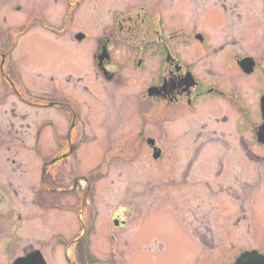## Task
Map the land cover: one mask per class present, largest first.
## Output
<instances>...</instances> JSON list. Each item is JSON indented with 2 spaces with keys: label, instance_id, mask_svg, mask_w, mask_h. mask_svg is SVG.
Returning <instances> with one entry per match:
<instances>
[{
  "label": "rangeland",
  "instance_id": "374dc122",
  "mask_svg": "<svg viewBox=\"0 0 264 264\" xmlns=\"http://www.w3.org/2000/svg\"><path fill=\"white\" fill-rule=\"evenodd\" d=\"M77 2L78 0H25V24L29 23L28 19L31 15L43 16L46 20L57 19L55 24L58 29L73 32L82 30L89 34L88 45L84 46L87 50L93 48L97 35L108 36L111 45L113 42L117 44L116 49H113L114 65L110 67L116 71V78L109 81L102 80L101 76L97 77L96 65L92 62L91 52H89L86 67L81 65L84 69L79 71L87 79L88 90L74 83L67 86L62 81L60 83L59 79L64 75V72H59L60 70L64 71L72 66L74 68V65L80 66L75 64L79 62L76 53L64 49V46L68 45L65 37L59 40L51 39V42L45 45L37 42L36 39L43 35V30L39 23L34 21L30 23L26 31L38 30L39 33L33 35L29 33L27 38L34 37L32 38L33 46L43 51L51 49L53 56L52 59L48 57L46 60L43 76L29 78L28 71L24 69L26 76L24 87L25 91L29 90L31 94H34L33 100L49 99L46 96L49 95L50 88L54 86L56 89L68 87L73 94L80 97L76 96L78 101L82 102L81 108L83 118L87 122L86 128L96 133L86 141L87 157L84 156L81 160V169L86 172H89L97 163V157L93 151L98 148L96 137L101 130L106 131L107 127L113 126L120 143L127 141L126 139L131 136L129 127L143 125L144 112L149 113L153 107L152 97L147 95L146 88L159 79L162 62L158 52L152 54L148 51L144 55L143 67L137 69L138 48L146 45L147 48L155 50L156 46H152V42L148 41L150 37L141 33L138 36L127 34L124 19L130 15H133L135 19L136 14L141 13L144 8L155 28H160L168 36L175 35L172 42L174 49L181 57L189 58L194 63L199 62L198 75H206L208 61L202 62V57L207 54H201L198 47L199 41L193 37L194 31L206 32L210 29V34H213L215 38H209V40L215 45L224 44L223 40L226 42L234 38L238 40L237 46L240 48L246 42L245 51L238 53L256 57L259 64L264 56V0H82L79 11L75 13V19L73 18V22L70 20V23L69 17L65 20L64 16ZM153 9L156 10L155 13L151 12ZM120 23L125 24V28L120 27ZM186 39L190 40L186 41ZM153 40L156 41V38ZM127 50L131 52L130 59L126 55ZM62 52L71 53V57L61 54ZM233 55H235V49ZM226 66L231 68L228 78L217 80L216 77H212V80L218 81L219 85L230 92H240L242 95L240 101L247 114H241L236 105H229L211 95L202 97L193 112L196 116L228 115L231 122L223 126L226 128L220 127L219 122L214 123L215 120L212 117L208 119L207 117L193 118V116L185 118L187 122L182 123L197 127L206 124L210 128H216L219 133H223L222 145H225L224 139L229 142L230 148L217 150L213 158L214 160L219 157L225 159L223 168L225 167L226 170L222 174H217L221 164L217 162L215 167L211 164L209 166L207 163H213V156L206 155L205 163L197 166L198 174L193 177L201 183L206 181L214 185L220 183L230 189V193L223 192V194L218 192V187L213 192L204 184H201L199 188L202 213L207 212L210 207L213 211L211 221L213 224L206 220V225L214 227L212 234L208 233L202 225L200 233L201 236L207 234V240L201 242L192 240L181 224L176 223L173 224L174 227L170 226L172 222L166 215L159 217L157 224L149 217L129 215L128 225L124 229L113 227L110 221L114 214L113 208L119 204V199L123 200L116 196V190H124L126 185L134 186L135 183L136 189L143 190V182L150 174L145 170L147 167L145 163L152 162L151 156L149 157V154L143 150L144 155L137 158L136 170L127 175L129 179L121 180L120 184L115 180L113 186L115 192L108 191L106 194V190L104 191L101 186L102 182L95 183L93 187L92 196L88 198L90 206L94 208H89L88 214L95 215L94 223L91 216L89 225L90 233H92L89 244L90 264H99L103 261L106 264H235L239 254L249 252L251 249L264 252V147L258 145L253 139L251 128H248L250 119L255 124L259 121L256 112L258 100L264 89L263 75L258 69L256 73L244 76L233 63ZM28 67L34 66L28 65ZM49 68L57 70L54 75L55 83L52 84L41 80L42 77L47 76ZM31 79L33 80L29 81ZM208 80L211 81V79ZM12 105L17 107L18 112L27 115L23 121L26 131L28 125L31 126L29 129L31 132L49 118L59 126L58 132H62L63 128L69 125V114L66 108L55 106L50 109H38L27 102L22 103L11 94L7 95L0 109V179L3 180L0 182L2 183L0 186V264H13V260L22 252L23 247L28 245L38 248L47 264H86L80 246L74 251V254H77L75 262L67 263L66 259V254L71 255V251L68 250L71 238L77 237L81 231L80 216L76 213L79 208L74 210L73 207L65 205V199H63L64 205L55 207L51 205L49 193L38 191L44 189L40 184L43 161L51 159L53 148L50 150V147L54 145H51L52 142H49L47 138L49 129H44L38 149L35 147L33 134L25 132V147H19L16 150V146H12L13 150L18 152L17 164L20 166L7 161L8 157L10 159L13 157L12 152L7 150V144L13 143L12 138L15 135L8 134L11 128ZM72 106L75 107V104ZM5 109L9 111L6 113ZM161 124L162 120L156 117L152 120L148 119L147 123L149 126ZM235 127L241 132L244 131L243 136L234 130L231 133L228 129ZM192 137L193 135L188 139L190 147H193ZM103 139L106 142V137ZM203 158L204 154L201 155L200 162ZM186 167V164L180 165L179 169L183 170ZM148 169L152 170L153 174L162 173L164 165L162 163L156 165L153 162ZM120 170V166L113 167L112 173L118 174ZM8 179L13 181L12 188L5 187ZM112 179L116 177L110 176L107 182L110 183ZM171 183L172 185L166 188L181 192L179 200L184 198V190L197 189V186L192 188L180 185L179 182ZM157 188L164 189L161 184ZM15 189L24 190L22 203L20 202L21 190L20 195L16 196L17 193L13 192ZM7 191L9 193L5 194ZM154 200L157 199L154 198ZM145 206L144 202L137 205L143 209ZM238 220L236 225L235 222ZM100 230H105V234ZM118 233H120V240L116 245L110 244L108 240L104 241L105 237L109 238V235Z\"/></svg>",
  "mask_w": 264,
  "mask_h": 264
},
{
  "label": "flooded vegetation",
  "instance_id": "af4514ba",
  "mask_svg": "<svg viewBox=\"0 0 264 264\" xmlns=\"http://www.w3.org/2000/svg\"><path fill=\"white\" fill-rule=\"evenodd\" d=\"M24 1L25 0H0V109L4 105L7 95L11 94V96L16 97L17 100L22 101V103L27 102L38 109H50L55 106L66 108L69 114V125L64 127L62 132H58L59 126L49 118L45 119L41 123V126L34 131L29 132L31 126L28 125L26 131L23 121L27 118V115L18 112L17 107L12 105L10 109L12 114L10 122L11 128L8 134L14 133L15 135L12 138L13 143H11V145L9 143L7 144V150L11 151L13 154V157L11 159L8 157L7 161H11L12 164H17L18 152L14 151L12 146H16V150H18L19 147H25V132L33 134L35 147L38 149L41 145L40 139L44 133V129H49L47 138L49 142H52L51 145H54L50 147V150L53 148L51 159L43 161L40 184L44 189H39L38 191L41 193H49L51 195V205L55 207L61 206L63 204V199H65V205L73 207L74 210L79 208V211L75 212L80 216L81 231L77 237L71 238V242L74 241L75 243H70L74 245L75 248L80 246V249H83V253L85 251L84 257L86 258V264L91 263L87 255L91 240L90 236L92 234L90 233L91 226H89L92 214H88L90 212L88 198L92 196L93 187L95 183L102 182L101 186L104 191L106 190V194L108 191L115 192V189H113L115 180L120 184L121 180L129 179L127 175L136 170L137 158L138 156L144 155L143 150L149 154V157L151 156L152 162L145 163L147 166L145 170L150 174L147 175L146 180L143 182V190L136 189V183L134 186L126 185L124 189L126 191L123 189L116 190V196L123 200L121 201V199H119V204L113 208L114 214H112L110 219L113 227L115 229H124L128 225L127 217L129 215H137L143 218L149 217L150 220L152 219V221H155V224H157L159 217L166 215L170 219V222H172L170 226L174 227L173 224L176 223L179 225L181 224L184 226L190 239L200 242L202 240L206 241L207 234L201 236L200 230L201 226L204 225L206 231L212 234L214 227L213 225L212 227L206 225V220L212 223L213 211L210 207L207 212L202 213L200 200L201 189L199 188L201 184H204L209 188L208 190L213 192L216 190V187H218V192L220 193H230V189L220 185V183H216L215 185L210 181L201 183L200 180L194 179L193 177L198 174L196 173L197 166L201 163H205L206 155L210 157L213 156V163H207L209 166L211 164L215 167L218 163L221 164V168L217 174H222L226 170L225 167L223 168V166H225V159L219 157L216 158V161L213 158L217 150H226L230 148V146L226 139H224L225 145H222L223 141L221 138H223V133H219L216 128H210L206 124L197 127L182 123L187 122L186 119L193 116V118L207 117L208 119L212 117L215 120L214 123L219 122L220 127L231 122L228 115H221L222 117H208L206 115L196 116L194 114L193 109L200 99L211 95L229 103V105H236L241 114H247L240 101L242 98L240 92H230L219 85L218 81L212 80V77H216L217 80L227 79L231 72V68L226 65H231V63H233L240 71L241 75L244 76L254 74L260 69V73L263 75L264 80V56L261 64H259L256 57L248 54L240 55L238 53L245 51L246 42L244 45H241L240 48L237 46L238 40L234 38L226 42L223 40L222 42L224 44L215 45L209 40V38H215L213 34H210V29L206 32L194 31L193 37L199 41L198 47L201 54H207L202 57V62L205 63L208 61V66H206L207 69L205 70L206 75H198L199 68L197 67L199 66V62L194 63V61L189 60V58L181 57L174 49L172 42L175 35L168 36L165 32L161 31L160 28H155L154 24L149 20L148 14L145 12L144 8L141 13L138 12L136 14L135 19L133 15H130L127 19H124L126 21L127 34L130 33L138 36L139 33H141L144 36L150 37L151 39L148 41L152 42V46H156L155 50L147 48L146 45L138 48L139 55H137L136 58L137 69L143 67L145 63L144 55L148 51H151L152 54L158 52L162 62L159 79L149 84L146 88L147 95L152 97L153 107L149 113L146 111L144 112L145 114H143V117L145 120L143 125L138 127L133 126L132 128L129 127L131 136L126 139L127 141L120 143L119 137L116 135L117 132L115 134V127L113 126L107 127L106 131L101 130L99 136L96 137L98 148L93 151L97 157V163L89 172H86V170L84 171L81 169V160H83L84 156L87 157V150L85 147L86 141L91 138L92 134L96 133L90 132L89 129V131L87 130V125H85L87 122L83 118L81 108L82 102L80 103L78 101L76 98L77 95L73 94L72 90L70 91L68 87L56 89L54 86L50 88L49 95L46 96V98L49 99L46 100L41 98L43 100L40 101L39 99L33 100V97H35L34 94H31L29 90L25 91L24 85L26 76L24 69L28 71L29 78L43 76L45 74L43 68L46 65V60L48 57L52 59L53 56L51 49L50 51H43L33 46L34 37L27 38V35H29V33H32L31 35L39 33V31L29 32V30L26 31V28H28L32 22H38L41 30H43V35L39 39H36V41L44 45L50 43L51 39L59 40L65 37L68 45L64 46V49L76 53V58H78L79 62L75 64L80 66L74 65V68L72 66L64 71L60 70L59 72H64V75L59 79V82L61 83L62 81L66 86L67 84L74 83L76 86L83 87L85 90H88L87 79L81 72L79 73V71L84 69L82 66L86 67L87 61L89 60V52H91L92 62L96 65L97 77L100 78L101 76L102 80L107 79L109 81H113L116 78V71L112 70L110 67L114 65L113 49H116L115 46L117 44L113 42L111 45L108 36L97 35L94 39L95 45L92 46L93 48L90 50H87L84 46L88 45V40L90 39L88 33L82 30L73 32L72 30L64 31L58 29L57 24H55L57 23V19L54 21L49 19L46 20L43 16L39 15L29 16V23L26 25L24 20L26 16L24 14ZM80 6L81 4L75 6V12ZM152 11L154 13L156 12L155 9L151 10V12ZM67 12V15L65 14L64 16L65 20H67V17L71 19L73 15L75 16L72 6ZM148 13L150 14V11ZM68 14L70 15L68 16ZM142 24L145 25L143 26ZM124 25L125 24L120 23V27H124ZM180 36H182V34ZM128 38H130V36ZM154 38H156V41L153 40ZM189 40L190 39H186V41ZM156 42L158 44H156ZM67 46L68 48H66ZM234 49L235 55H233ZM133 51H135V48H133ZM63 53L67 57H71V53L62 52L61 54ZM126 55L129 59L131 58V52L129 50L126 51ZM248 58L254 63V69L250 73L245 72L241 66V61ZM66 63L69 64V62ZM28 65L34 67H28ZM56 73V68H49L47 76L42 77L41 80L48 84L55 83L56 77L54 75ZM208 79H211V81ZM32 80L33 79L29 81ZM150 91L153 93L150 94ZM51 95L53 96L50 97ZM56 97L58 99H56ZM77 97L80 98L79 96ZM63 98L64 100H62ZM72 104H75V107H73ZM4 111L7 113L9 110L5 109ZM256 113L259 121L255 124V122L253 123L252 119H250L248 128H251L253 139L257 141L258 145L264 147V141L258 140V134L263 130L261 126L264 128V89L258 100V110ZM154 117L162 120V124L147 125L148 119L152 120ZM254 119L255 118H253V120ZM14 120H16V122H14ZM228 129L231 133L234 130L236 133H240L243 136L244 131H239L237 127ZM58 133L60 135H58ZM191 135H193V147H190V144H188V139H190L189 136L191 137ZM103 137H106V142H104L105 139H103ZM202 154H204V158L203 161L201 160L202 162H200ZM224 155H226V152H224ZM153 162L156 165L157 163H162L164 165V172H156L153 174L152 170L148 169L149 166L153 165ZM185 164L187 165L186 168L183 170L179 169L180 165ZM17 166L19 167L20 164H17ZM116 166L121 167L118 174L112 173L113 167ZM13 170L15 169L13 168ZM110 176H115L116 179H112L110 183H108L107 178ZM131 176L132 174L130 175V180L132 178ZM177 176H179L178 179ZM8 180L5 187L12 188L14 186L13 181L11 179ZM170 181L173 183L179 182L180 185H187L192 188L197 186V189L184 190V198L179 200L178 198L181 197V192L166 188L172 185ZM0 182H3V180L0 179ZM160 184L164 189L157 188ZM0 186H2V183H0ZM5 187L3 184V188ZM20 190L15 189L13 192L15 191L17 193V195H15L19 196ZM8 193L9 191L5 194ZM21 194L20 202L22 203L24 190H21ZM154 198L157 200H154ZM142 202L146 203L144 209L137 207V205ZM238 222L239 220L236 221L235 224L237 225ZM100 232H104L105 234L106 231L100 230ZM119 235L120 233L109 235V238L105 237L104 241L108 240L110 244L116 245L120 240ZM35 250L39 249L33 248V245L23 247L22 252L16 258L26 257ZM66 259L68 261L67 263H72L68 254H66ZM256 263L263 264V261L260 259ZM99 264L106 263L103 261Z\"/></svg>",
  "mask_w": 264,
  "mask_h": 264
},
{
  "label": "water",
  "instance_id": "95a60500",
  "mask_svg": "<svg viewBox=\"0 0 264 264\" xmlns=\"http://www.w3.org/2000/svg\"><path fill=\"white\" fill-rule=\"evenodd\" d=\"M241 66L246 72H251L253 70V62L250 59H244L241 61ZM153 92L150 91V94ZM261 130L258 134V140L264 141V128L261 126ZM257 255H260L257 251H247L244 252L236 261V264H248V262L256 261ZM14 264H47L42 253L39 250H36L26 257H19L14 261Z\"/></svg>",
  "mask_w": 264,
  "mask_h": 264
},
{
  "label": "bare ground",
  "instance_id": "6f19581e",
  "mask_svg": "<svg viewBox=\"0 0 264 264\" xmlns=\"http://www.w3.org/2000/svg\"><path fill=\"white\" fill-rule=\"evenodd\" d=\"M85 1V0H84ZM79 11V7H78V9H77V11L76 12H78ZM74 19H75V16H74Z\"/></svg>",
  "mask_w": 264,
  "mask_h": 264
}]
</instances>
